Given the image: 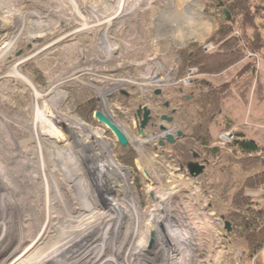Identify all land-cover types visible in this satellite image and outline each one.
I'll use <instances>...</instances> for the list:
<instances>
[{
	"label": "rangeland",
	"instance_id": "1",
	"mask_svg": "<svg viewBox=\"0 0 264 264\" xmlns=\"http://www.w3.org/2000/svg\"><path fill=\"white\" fill-rule=\"evenodd\" d=\"M227 14L228 10L222 13L224 20ZM218 24L203 0H0V73L13 72L10 69L16 63L36 87L14 76L0 79V145L9 155L15 154L10 161L0 151V264L57 263L71 250L79 222L70 231L61 226L64 204L83 207L81 213L93 194L98 200L90 198L91 203L97 201L92 212L103 211L102 206L113 210L116 197L110 189H119V203L128 206L121 207L126 214L124 225L116 231L110 224L100 226L109 236L129 232L132 224L124 249H140V254L132 255L130 264H251L241 239L227 235L223 215L233 193L259 165L241 156L237 161L229 158V152L235 153V136L224 141L220 135L239 131L264 145V99L252 93L246 102L230 95L219 98L215 93L211 99L197 100L199 107L182 99L195 92L196 77L222 85L221 91H226L251 62L264 83V23L259 26L256 42L261 45L256 46L255 56L233 65L226 74H198L197 68L186 65L185 56L192 47L201 44L205 50L212 43L207 39ZM7 43H11L9 48ZM158 88L161 91L156 93ZM35 89L45 93L38 105ZM90 98L96 99V107L92 120H87L77 111V103ZM145 106L151 110V120L142 128ZM98 110L126 134L127 145L122 146L97 119ZM163 114L172 116V121L162 119ZM85 124L100 131L110 143L112 156L128 173L109 161V152L105 156L100 144L86 133ZM161 125L166 129H160ZM194 126L202 138L196 137ZM168 132L175 135L173 143L165 140ZM207 134L210 144L226 155H210ZM37 136L46 157L61 152L57 156L62 169L55 173L60 184L52 192L59 190L63 198L56 197L52 207H47L50 210L39 195L44 182L28 175L31 164L21 165L25 154L38 158ZM191 143L201 163L192 160L188 164L175 150ZM92 148L100 151V161L88 156ZM228 158L232 160L226 163ZM101 161L112 169L110 174L104 176ZM191 163L204 168L192 174ZM114 166L124 175V188ZM111 177L119 187L111 183ZM126 188L129 195L123 198ZM104 190L106 198L100 195ZM262 192L264 188L247 193L259 197ZM110 222L118 220L110 216Z\"/></svg>",
	"mask_w": 264,
	"mask_h": 264
},
{
	"label": "trees",
	"instance_id": "2",
	"mask_svg": "<svg viewBox=\"0 0 264 264\" xmlns=\"http://www.w3.org/2000/svg\"><path fill=\"white\" fill-rule=\"evenodd\" d=\"M203 2L205 3L206 10L219 21V24L207 39L209 42L214 43L216 48L212 51H206L201 44L195 45L185 56L186 65L197 68L198 74L213 75L228 70L246 58L253 57L248 56V52L252 51L256 53V46L261 45L256 40L259 38L261 32L259 26H262L264 23V0H203ZM226 10L229 11V14H227V18L224 20L222 13ZM245 67L246 73L237 79L234 86L229 87L223 92L221 91L223 87L220 88L222 85H218L205 78L196 77L193 80L195 92L193 95L183 96L182 99L188 104L197 107L200 106L197 100L211 99L215 93L219 98L222 97L221 95H230L241 98L246 102H248L252 93L256 94V97L259 99H264V83L261 81L259 75H256L255 62H251ZM224 84V86H227L229 83ZM233 87L235 90L232 89ZM197 91L200 92L197 93ZM205 91L206 93H204ZM95 107V98L83 101L79 100L77 103V111L87 120H92L91 112ZM47 108V106H44V110H47ZM177 109L175 107V111ZM85 128L86 133L91 139L100 144V149H102L103 153L105 154V151L109 152V161L118 166L123 172L128 173V168L122 166L114 159L109 147L110 143L102 138V135L99 133L100 131L91 128L87 124H85ZM194 130L196 137L198 139L202 138L197 136L198 127L194 126ZM206 136L205 142L209 145L210 155L212 154L216 157L226 155L224 151H221L219 146H212L210 144V135L207 134ZM191 146L192 143L190 146L185 144L181 148H175L178 151L177 153L187 160L188 164L192 160L199 162L196 159L199 153L197 150L193 149V151ZM232 146L235 153L232 155L229 152V158H235V161H237L238 156H241L247 161H253L259 165L257 171L249 174L243 180L240 187L233 193L227 210L223 215L225 221H230L232 224L231 230H227V235L240 238L246 247L248 258H251L264 245V192L259 197L251 196L247 192L249 190L264 188V145L259 144L254 139L246 138L244 133L238 131L235 132ZM229 158L226 163L232 160ZM204 161L207 162V158ZM224 169H228V166L224 167ZM115 172L121 180V186L124 188V175L117 167H115ZM128 192L127 188L126 190L124 189L123 198L129 195Z\"/></svg>",
	"mask_w": 264,
	"mask_h": 264
},
{
	"label": "bare ground",
	"instance_id": "3",
	"mask_svg": "<svg viewBox=\"0 0 264 264\" xmlns=\"http://www.w3.org/2000/svg\"><path fill=\"white\" fill-rule=\"evenodd\" d=\"M110 0H107V2H109ZM98 11V10H97ZM104 11V10H103ZM107 11V10H106ZM109 11V10H108ZM124 10L121 11V13L123 12ZM109 13V12H107ZM111 14V13H110ZM119 16V15H117ZM123 16V15H121ZM115 18V17H114ZM11 43H7L5 46H7V48H9ZM34 55H36L34 53ZM25 59V58H24ZM11 73H8L7 71H3L2 73H0V79L1 78H5V77H18V79L23 82L24 84H27V85H31L33 86L34 88H36L34 86V84L32 83L31 80L28 79V77L22 73L21 70H19V67L18 65L15 63V65L13 66V68L10 69ZM17 75V76H16ZM45 93H43L41 90H37L35 89V103L38 105L41 101V98L43 97ZM36 116V115H35ZM107 116V115H106ZM39 121V120H38ZM114 123V122H113ZM115 124V123H114ZM33 125V124H32ZM81 137V136H80ZM37 143H38V150L37 152L38 153V160L35 159L33 160L34 158H30V157H27L24 155V158L21 159V165L22 164H25V163H29L33 166V170L31 171L30 175L32 178H38V179H41L40 181H43L44 182V189H43V192L39 193V195L43 196V199L44 201L46 202V210H50L48 208H51L52 207V204L54 203V200L56 199V197H60L61 199L63 198V195L61 193H58L59 190H57V193L54 194L52 192V188L53 186H55V188H58L60 184L59 182H57V178H56V170H61L62 167V160L61 157H58V153L61 154V152L59 151H54L55 152V155H54V152H53V156L54 157H51L48 158V156L46 157V151L44 150V147H43V142L41 141V138L40 136H37ZM80 141V140H79ZM41 142V143H40ZM79 143V142H78ZM83 143V142H82ZM56 145V144H54ZM53 146V145H52ZM5 147V146H4ZM52 148V147H51ZM11 148H9L10 150ZM55 149V148H54ZM58 149V148H57ZM62 149V148H61ZM95 149V148H94ZM93 148L91 149V154L88 156H91L93 159H95L96 161H100V157H102L100 151H95ZM0 151H3V152H6V154L9 156V160H13V158L15 157L14 155L15 154H12L10 152L11 155H9V151L8 149L5 147V149L3 148L2 145H0ZM52 151V150H51ZM35 151H33L34 153ZM103 158V157H102ZM64 160V159H63ZM5 162V163H4ZM6 160H3V164L4 165H7L6 164ZM50 162L52 164H50ZM102 162V161H101ZM28 165V164H27ZM69 165V164H68ZM66 166V165H65ZM64 166V167H65ZM90 166V165H89ZM29 167V166H28ZM99 167L101 169V171L103 172L104 176L105 174H110V170L112 171V169L110 167H108L106 164H104V162H102L101 164H99ZM19 168H22V167H19ZM29 169V168H28ZM18 170V169H17ZM25 170V169H24ZM68 170V169H67ZM14 172H16V169L13 170ZM95 171V170H94ZM56 173V174H55ZM16 174V173H15ZM14 174V175H15ZM22 175V174H20ZM26 175V174H25ZM19 177V176H18ZM73 177V176H72ZM31 178V180H32ZM112 178V177H111ZM34 179V180H35ZM74 179V177L71 179V181ZM75 181V180H74ZM114 182V185L119 187V183L116 182L113 178H112V181L111 183ZM69 184V183H68ZM80 185V184H79ZM38 186V185H37ZM47 187V188H46ZM40 188V187H39ZM2 190V189H0ZM40 190V189H39ZM37 191H38V188H37ZM72 191V190H71ZM110 192H113L112 194L116 197V198H113V204H114V207L112 208L113 210L111 209H105L104 206L103 207V211L98 209L95 213L92 212L93 210H95V208L93 207L97 201H95V203H91L89 202L90 201V198L93 196L94 199L93 200H98V198L93 195V194H89L88 196V200H87V205L85 207V210L83 212L80 213V209H84L83 207H73V208H70L68 207V205L65 203V208H66V212L64 213L63 217L65 218V221L64 223L61 225L62 227H68L70 231V229H74V225L75 223L78 222V225H77V230H76V233H73V238L71 237L72 239V242H71V245H72V248L70 251H68L66 253V255H64L63 258H60L59 261L55 264H130L129 262V259L132 255H135L136 253L137 254H140L139 253V250L140 249H135L133 251V249H128V248H125V244L128 240V238L130 236H128V233L130 232L129 230V227L132 226L131 223L130 226H128V231L127 233H121L119 234V232L117 231L114 235H109L108 236V231H106V229H102L100 225H111V227H114L115 228V231L116 229H118L117 227H121L124 225V220L123 217L126 216V214H122V209L121 207L123 206V204H120V193L117 194L119 192V189H113L111 190L110 189ZM104 194H101L104 198L107 197V193H106V190H104V192H102ZM116 193V194H115ZM192 194L194 193V191L192 190L191 192ZM91 195V196H90ZM83 196V195H82ZM76 197V196H75ZM103 197L101 198L102 199V202L105 201V199H103ZM79 199V198H78ZM123 199V198H122ZM12 200V199H11ZM82 200V198H81ZM111 200V198H110ZM22 201V200H21ZM78 201V200H77ZM83 201V200H82ZM86 201V200H85ZM84 201V202H85ZM112 201V200H111ZM65 202V201H64ZM107 202V200H106ZM105 202V203H106ZM16 203V202H15ZM195 203V202H194ZM103 205V204H102ZM13 207V206H12ZM48 207V208H47ZM93 207V209H91ZM124 207V206H123ZM126 207V206H125ZM124 207V208H125ZM128 207V206H127ZM126 207V208H127ZM132 207V206H131ZM125 208V209H126ZM7 208H4V211L6 210ZM3 210V209H2ZM91 210V212H90ZM127 210H130V209H127ZM122 211V212H121ZM202 211L203 215L206 216L205 212H204V209L200 210ZM8 212V211H7ZM121 212V213H120ZM4 213V212H3ZM48 213V212H47ZM80 213V215H76ZM90 213H93V214H90ZM98 213V215H97ZM112 213V214H111ZM120 213V214H119ZM201 212L199 214H202ZM6 214V213H5ZM50 216V215H48ZM110 216H115L118 220V222H110ZM78 218H81L78 220ZM93 218V219H92ZM137 220L138 217L136 216ZM160 218V216L158 217V215H156L155 219L156 221H158V219ZM200 218V217H199ZM49 219V218H48ZM89 219V220H88ZM91 219V220H90ZM133 219V218H132ZM88 220V221H86ZM134 220V219H133ZM170 220V219H169ZM86 221V222H85ZM5 223V221H3ZM131 222V221H130ZM26 223V222H25ZM139 222H136L135 224H138ZM178 223V222H177ZM126 224V223H125ZM127 224V225H129ZM0 225L1 222H0ZM24 225V224H23ZM84 225V226H83ZM164 225V224H163ZM186 225V224H185ZM100 226V227H99ZM168 226V225H167ZM101 228V229H100ZM95 229H98L99 231L95 234H92V231ZM174 229V228H173ZM119 230V229H118ZM43 231V230H42ZM75 231V230H74ZM154 233H155V230H154ZM92 235H94L92 237ZM68 236L70 237V233H68ZM89 237V238H88ZM68 241L67 243H70V240L69 238H67ZM100 239V241H99ZM110 242V246L108 247V249L106 248L108 245L107 243ZM66 243V242H65ZM95 244H98V248H94L95 247ZM83 245V246H82ZM106 246V247H105ZM46 247V246H45ZM33 248V247H32ZM137 250V251H136ZM24 251V250H23ZM107 251V252H106ZM21 252V251H20ZM28 252V251H27ZM52 256V254H51ZM139 256V255H138ZM137 256V258H138ZM50 257V256H49ZM17 259V258H16ZM96 261V262H95ZM100 261V262H99ZM47 262V261H46Z\"/></svg>",
	"mask_w": 264,
	"mask_h": 264
},
{
	"label": "water",
	"instance_id": "4",
	"mask_svg": "<svg viewBox=\"0 0 264 264\" xmlns=\"http://www.w3.org/2000/svg\"><path fill=\"white\" fill-rule=\"evenodd\" d=\"M161 91L160 88L156 89V93H159ZM144 112H143V117L141 119V127H145L148 120H149V116H150V112L151 110L149 108H147V106L144 107ZM138 115H140V110L138 111ZM95 116L97 117V119L102 122L103 124H105L117 137L118 141L122 144V145H127L128 143V137L126 136V134L116 125L112 122V120L104 115L101 111H96L95 112ZM163 118H166L167 121H172L173 117L172 116H166L163 115ZM160 129L165 130L166 127L164 125L160 126ZM183 134V132L181 130L177 131V135L181 136ZM175 135L173 133H165V140L173 143L175 141ZM165 141L162 140L161 143H164ZM204 166L203 164H199V163H191L190 164V171L192 174L198 175L202 170H203ZM225 228L230 231L232 228V224L230 221H225Z\"/></svg>",
	"mask_w": 264,
	"mask_h": 264
},
{
	"label": "built area",
	"instance_id": "5",
	"mask_svg": "<svg viewBox=\"0 0 264 264\" xmlns=\"http://www.w3.org/2000/svg\"><path fill=\"white\" fill-rule=\"evenodd\" d=\"M238 33V32H237ZM214 44L209 43L205 46V50H211L212 48H214ZM256 53L249 51L248 52V56H255ZM220 137L224 140V141H230L232 138H234V134L231 133L230 131H224L223 133H221ZM251 264H264V247L258 251L252 258H251Z\"/></svg>",
	"mask_w": 264,
	"mask_h": 264
},
{
	"label": "flooded vegetation",
	"instance_id": "6",
	"mask_svg": "<svg viewBox=\"0 0 264 264\" xmlns=\"http://www.w3.org/2000/svg\"><path fill=\"white\" fill-rule=\"evenodd\" d=\"M164 104L167 106V105H169V102H165ZM173 111H175V108H173ZM163 115H165V114H163ZM163 115H162L161 117H162V119L165 120L166 118H163ZM166 116H169V115H166ZM149 117H150V118H149V121H150V120H151V112H150V116H149ZM151 124H152L153 126H157V125H159V124H156V123H154V122H152Z\"/></svg>",
	"mask_w": 264,
	"mask_h": 264
},
{
	"label": "crops",
	"instance_id": "7",
	"mask_svg": "<svg viewBox=\"0 0 264 264\" xmlns=\"http://www.w3.org/2000/svg\"><path fill=\"white\" fill-rule=\"evenodd\" d=\"M246 59H248V58H246ZM246 59H244L243 61H245ZM243 61H241L240 63H238V64H236V65H240ZM245 68H246V67H245ZM229 70H230V68H229L228 70L222 72L221 74L224 75V74H226ZM244 70H245V69H244ZM244 70H243V71H244ZM241 72H242V71H241ZM245 73H246V72H245ZM240 75H241V74H240ZM238 77H239V76H238ZM240 77H242V75H241ZM240 77H239V78H240Z\"/></svg>",
	"mask_w": 264,
	"mask_h": 264
}]
</instances>
